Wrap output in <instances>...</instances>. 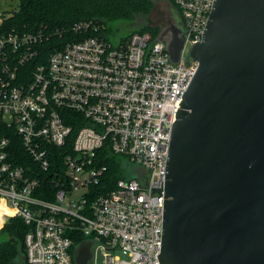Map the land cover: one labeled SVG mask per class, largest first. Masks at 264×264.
<instances>
[{"label":"built area","instance_id":"1","mask_svg":"<svg viewBox=\"0 0 264 264\" xmlns=\"http://www.w3.org/2000/svg\"><path fill=\"white\" fill-rule=\"evenodd\" d=\"M212 4L175 0L184 30L176 63L157 36L112 43L90 21L48 53L40 34L0 36V228L11 218L27 227L26 264H75L84 241L92 262L100 253L103 264H159L172 124ZM102 152L121 158L104 191Z\"/></svg>","mask_w":264,"mask_h":264},{"label":"water","instance_id":"2","mask_svg":"<svg viewBox=\"0 0 264 264\" xmlns=\"http://www.w3.org/2000/svg\"><path fill=\"white\" fill-rule=\"evenodd\" d=\"M173 63L182 45L161 34ZM164 173L159 264H264V0H213ZM92 259L91 242L74 250Z\"/></svg>","mask_w":264,"mask_h":264},{"label":"trees","instance_id":"3","mask_svg":"<svg viewBox=\"0 0 264 264\" xmlns=\"http://www.w3.org/2000/svg\"><path fill=\"white\" fill-rule=\"evenodd\" d=\"M168 2L171 7L178 9L175 0ZM153 8L152 0H18L15 10L2 13L0 36L11 32L40 34L42 40L39 49H44L43 53H48L53 48H60L66 42L82 37L81 34L72 31V26L77 22L97 23L99 25L97 34L108 38L111 23H131L136 17L149 15ZM134 32H148L153 37L158 34L157 30L144 25L133 28L119 39H124ZM58 152L63 156L64 149H58ZM100 157L102 164L107 166V172L99 184L101 187L97 189L104 191L107 179L113 181L120 177L116 163L121 158L108 156L106 152L100 153ZM26 232L27 227L19 218H11L1 228L0 236L6 238L0 242V264H26L23 245ZM83 240L84 237L77 242Z\"/></svg>","mask_w":264,"mask_h":264},{"label":"flooded vegetation","instance_id":"4","mask_svg":"<svg viewBox=\"0 0 264 264\" xmlns=\"http://www.w3.org/2000/svg\"><path fill=\"white\" fill-rule=\"evenodd\" d=\"M165 6V9H159L154 20L146 26L157 30L158 34H161L169 43L177 47L184 42L183 22L178 10L171 9L168 0ZM139 17H136L131 23H126L125 26L121 27L120 32L128 33L133 28L140 27L142 20Z\"/></svg>","mask_w":264,"mask_h":264},{"label":"rangeland","instance_id":"5","mask_svg":"<svg viewBox=\"0 0 264 264\" xmlns=\"http://www.w3.org/2000/svg\"><path fill=\"white\" fill-rule=\"evenodd\" d=\"M154 8L150 12L149 15L139 18L142 20L141 26L149 24L152 20H154L155 15L159 11V9H165V5L167 4V0H153ZM18 6V0H0V15L5 12H11L12 10H15ZM1 21V17H0ZM125 23H111L109 25L110 31L108 32V39L110 42L115 43L120 36H123L125 34L124 32H119V29L123 26H125ZM118 30V31H117ZM82 191H78L77 194L80 195ZM1 231V228H0ZM6 237L0 236V242L3 241ZM22 258L19 260L21 262ZM88 264H103L102 262V256L100 253L97 254V258L95 262H92V259L89 261Z\"/></svg>","mask_w":264,"mask_h":264},{"label":"crops","instance_id":"6","mask_svg":"<svg viewBox=\"0 0 264 264\" xmlns=\"http://www.w3.org/2000/svg\"><path fill=\"white\" fill-rule=\"evenodd\" d=\"M153 1V0H152ZM171 9H174L173 7H171Z\"/></svg>","mask_w":264,"mask_h":264}]
</instances>
